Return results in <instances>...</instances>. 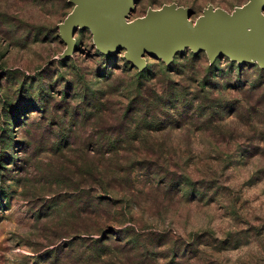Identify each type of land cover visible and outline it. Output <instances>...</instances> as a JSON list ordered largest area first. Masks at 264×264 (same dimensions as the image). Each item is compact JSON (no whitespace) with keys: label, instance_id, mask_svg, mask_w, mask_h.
Wrapping results in <instances>:
<instances>
[{"label":"rangeland","instance_id":"rangeland-1","mask_svg":"<svg viewBox=\"0 0 264 264\" xmlns=\"http://www.w3.org/2000/svg\"><path fill=\"white\" fill-rule=\"evenodd\" d=\"M251 2L137 0L127 24L167 8L191 11L196 23ZM78 6L0 0V264H52L79 239L76 223L64 220L79 209L71 194L92 183L102 133L136 123L137 73L149 69L157 79L143 77L141 91L152 96L149 107L157 102V129L168 128L144 132L115 156L146 163L132 169L134 226L169 241L160 262L144 254L147 264H264V65L188 48L171 62L146 55L143 67L132 66L126 51L106 55L91 27L64 40Z\"/></svg>","mask_w":264,"mask_h":264},{"label":"trees","instance_id":"trees-1","mask_svg":"<svg viewBox=\"0 0 264 264\" xmlns=\"http://www.w3.org/2000/svg\"><path fill=\"white\" fill-rule=\"evenodd\" d=\"M113 58L114 56H105L110 62L114 61ZM137 74L138 91H135L136 95L131 101V115L137 121L123 133L113 131L108 134L107 131L102 133L106 141L101 139L97 143L98 150L88 173L92 183L72 192L71 206H79V209L72 211L64 219L66 224L76 223L70 231L72 230V234L78 232L80 237L75 242L70 241L59 253L50 257L49 259L53 258L52 264H147L144 254H149L151 250L155 256V263L164 258L162 250L169 245L168 239L157 232L143 233L142 229L134 226L139 206L135 201L137 197L132 169L138 163H142L140 167L142 170L147 168L145 160L127 164L115 158L119 151L125 150L126 145L138 141L142 143L143 139L139 138L144 132H162L168 128L157 129L160 126L155 106L157 102H153V107H149L152 96L148 97L146 92L141 91L143 77L147 79L145 81L152 82L157 79V74L150 69ZM156 93L158 97L160 95L163 97L169 92ZM102 99L95 95V100L99 103ZM184 114L180 116L183 117ZM124 118H129V114L127 113ZM202 246L203 243H198L197 250ZM174 252L177 256L183 257L186 250L179 249Z\"/></svg>","mask_w":264,"mask_h":264},{"label":"water","instance_id":"water-1","mask_svg":"<svg viewBox=\"0 0 264 264\" xmlns=\"http://www.w3.org/2000/svg\"><path fill=\"white\" fill-rule=\"evenodd\" d=\"M79 6L61 28L69 41L78 28L91 27L106 55L126 51L132 66L143 67L146 55L171 62L188 48L211 57L227 55L241 64L264 65V0H252L240 14L210 10L196 23L189 10L167 8L128 25L137 0H76Z\"/></svg>","mask_w":264,"mask_h":264}]
</instances>
